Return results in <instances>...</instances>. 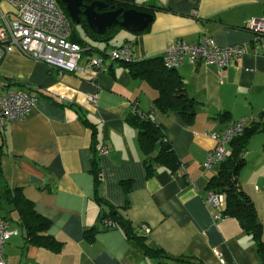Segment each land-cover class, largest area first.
Here are the masks:
<instances>
[{"label":"crops","instance_id":"crops-1","mask_svg":"<svg viewBox=\"0 0 264 264\" xmlns=\"http://www.w3.org/2000/svg\"><path fill=\"white\" fill-rule=\"evenodd\" d=\"M143 3L160 8L147 28L140 33L120 29L106 49L131 41L135 55L148 58L160 56L175 39L196 42L204 35L223 46L247 44L253 34L245 21L264 15V0ZM107 63V71L57 75L17 50L0 59V81L36 97L24 119L0 126V213L12 208L2 198L4 188L20 187L35 211L51 220L46 232L62 242L59 252L38 247L10 221L18 232L4 247L9 264H263L256 243L237 218H213L219 209L205 198L218 166L205 168L202 163L214 145L205 131L233 120L259 121L264 55L244 54L227 67L203 62L177 67L187 93L197 100L191 122L176 111H160L154 104L158 89L145 77L133 76L119 60ZM134 107L152 111V119L185 164V174L153 162V174L147 175L137 129L127 121ZM83 118L94 125V139L93 127ZM93 143L108 147L95 156L98 180L92 171ZM244 159L239 183L255 204L264 242V129L251 134ZM122 181H129L128 190ZM108 204L126 218L133 235L114 227L85 240L84 229L101 228L99 215L109 210ZM141 223L149 232L140 229ZM144 244L160 254H146Z\"/></svg>","mask_w":264,"mask_h":264},{"label":"built area","instance_id":"built-area-1","mask_svg":"<svg viewBox=\"0 0 264 264\" xmlns=\"http://www.w3.org/2000/svg\"><path fill=\"white\" fill-rule=\"evenodd\" d=\"M8 6H0V59L5 53L17 50L23 55L44 63L54 69L57 75L74 71H107L108 61H138L131 41L108 48L96 54L86 53L85 47L70 40L71 19L56 0H4ZM244 27L252 34L249 43L230 45L218 44L210 35L202 36L196 42L175 39L168 43L161 53L165 67H180L185 62H203L219 67L229 66L234 59L244 54L264 55V15L250 17ZM87 99L95 102L91 95ZM36 103V97L25 89H10L0 81V126L22 120L30 113ZM249 123L233 120L219 130L205 131L214 145L206 153L203 166L210 168L226 160L230 155V142L240 136ZM108 147L104 143L97 145V152L104 153ZM185 164L176 169L185 174ZM206 202L219 209L214 219L223 217L224 195L216 190H207ZM149 232L146 223L139 225ZM18 231L8 226L0 216V264H9L4 247L12 235ZM218 254V250H215ZM168 264V263H163ZM234 264V263H231Z\"/></svg>","mask_w":264,"mask_h":264},{"label":"trees","instance_id":"trees-1","mask_svg":"<svg viewBox=\"0 0 264 264\" xmlns=\"http://www.w3.org/2000/svg\"><path fill=\"white\" fill-rule=\"evenodd\" d=\"M59 6L67 14L64 4L61 0H56ZM89 3L91 0H83ZM108 8H136L138 10L150 12L152 15L156 9H160L151 4L139 3L137 1L105 0ZM68 15V14H67ZM82 29V35L76 26ZM85 16L80 14V23H74L71 20L70 40L79 43L85 47L86 53L104 52L111 40L115 37L120 26H114L105 34L98 35L85 26ZM140 33V32H139ZM101 43L105 48L94 46L87 42ZM121 61L129 68L133 76L145 77L153 86L158 89V95L154 99V104L162 112L176 111L187 122H191L196 113L197 100L189 95L184 86L182 76L177 68L165 67L162 63L161 55L154 57L141 58L138 61ZM152 111H142L134 107L127 116V121L133 125L138 132V143L143 153L144 164L147 175L153 174V162L167 166L172 172H175L181 161L174 152L168 138L162 127L157 124L151 115ZM258 122H251L242 134L230 142L231 153L225 161L219 163L216 174L209 178L207 190H216L224 195V207L222 213L224 216H233L237 218L241 227L251 235L257 245L258 254L264 264V242L262 239V225L258 219L257 211L253 200L241 188L239 183V171L244 165V152L246 151L247 142L253 132L264 129V110L259 114ZM83 122L93 127V139L95 137L94 125L86 118ZM93 167L92 171L96 180L100 177V169L95 156L97 154V145L93 143ZM154 153L153 156L150 154ZM125 190L129 189V181H122ZM1 198V195H0ZM2 198L12 208L7 213L0 216L9 225L10 221H15L25 231V239L38 247H44L54 252H59L62 248V242L57 240L46 231L51 225V220L35 211L33 203L21 191L20 187L10 189L5 187ZM109 205V210L103 211L99 215L101 228L92 226L83 231V237L87 241H92L95 234L101 229H110L122 227L129 236L133 235L132 226L126 218L122 216L119 210ZM13 213V215H11ZM12 228V227H11ZM144 252L149 255L159 253V250L152 249L144 244ZM160 254V253H159Z\"/></svg>","mask_w":264,"mask_h":264},{"label":"water","instance_id":"water-1","mask_svg":"<svg viewBox=\"0 0 264 264\" xmlns=\"http://www.w3.org/2000/svg\"><path fill=\"white\" fill-rule=\"evenodd\" d=\"M137 1V0H121ZM65 10L74 23H80V14L85 16V28L103 35L114 26L137 33L147 28L153 15L150 12L136 8H108L105 0H91L85 3L83 0H61Z\"/></svg>","mask_w":264,"mask_h":264},{"label":"rangeland","instance_id":"rangeland-1","mask_svg":"<svg viewBox=\"0 0 264 264\" xmlns=\"http://www.w3.org/2000/svg\"><path fill=\"white\" fill-rule=\"evenodd\" d=\"M146 1H148V0H137V2H139V3L146 2ZM0 6L5 9L8 6V4L4 0H0ZM74 26H76V25L74 24ZM76 28L80 32V34L82 35V29L80 27H77V26H76ZM87 42L94 45V46H99V44L97 45V42H92L89 40H87Z\"/></svg>","mask_w":264,"mask_h":264}]
</instances>
